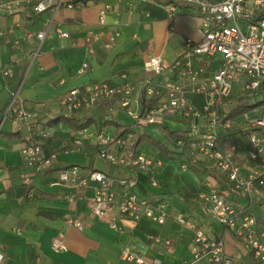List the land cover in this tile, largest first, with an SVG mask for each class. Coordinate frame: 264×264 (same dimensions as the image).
<instances>
[{"label":"crops","instance_id":"0c3cea01","mask_svg":"<svg viewBox=\"0 0 264 264\" xmlns=\"http://www.w3.org/2000/svg\"><path fill=\"white\" fill-rule=\"evenodd\" d=\"M0 0V252L2 264H137L122 259L126 248L138 253L143 264H209L208 257L196 258L193 251L194 229L178 223L175 217L194 221L211 239L226 238L227 252L244 263L238 241L223 226L208 218L205 205L198 198V189L206 182L214 188L227 189L239 208L251 209L264 220L263 197L249 200L242 189L233 188L227 177L213 166V162L196 151L190 157L170 131L186 134L188 124L180 118L166 119L161 124L134 127L124 110L109 114L107 104H101L75 117L82 121L92 119L86 129L70 127L65 122L48 123L66 112L62 99L77 86L108 81L117 86L126 82L144 81V64L151 56H161L173 63L182 55L188 39L197 41L202 36L201 18L192 8L182 7L172 14L165 8L168 0H52L44 12L29 9L34 0H11L13 10L1 7ZM77 1V2H75ZM106 9L104 22L101 11ZM46 31L43 40L39 31ZM59 30L70 33L69 38L59 35ZM118 33L113 48L106 46L111 33ZM98 33L101 40L89 46L86 36ZM92 49V51H91ZM89 63L85 73H79L83 62ZM197 65L204 64L205 75L210 76L221 66V57H195ZM10 70L9 74L5 72ZM176 78L171 74L159 75L156 81ZM19 92L23 106L37 113L33 123L16 125L14 113L5 117L13 93ZM196 105L204 96L190 93ZM261 111L263 109L261 108ZM116 123L123 125L117 127ZM53 125L56 131L48 137L41 130ZM135 134H150L166 142L171 155L167 156L157 146L142 141L134 146L137 156L150 159L155 165L148 169L114 165L99 153L98 131L126 137L124 130ZM18 132L19 134L13 136ZM80 138L81 144H77ZM27 139H37L46 155L56 153L55 168L40 173L35 179L33 194L22 179L25 171L21 147ZM120 153V149L112 146ZM123 146L121 149H126ZM241 154L246 148H241ZM191 154V153H190ZM204 159L205 163L198 160ZM192 159V160H191ZM191 160V161H190ZM183 161L190 162L183 168ZM79 165L83 173L102 171L116 179H137L134 191L166 205L165 224L147 219L115 217L119 229L111 222L98 219L89 208L95 196L93 187L76 190L75 201L66 186L54 185L63 166ZM254 163L243 165L242 174L254 171ZM153 179L156 184H153ZM117 198L116 204L119 203ZM81 220L84 229L72 222ZM260 226L264 228V221ZM61 238L66 246L56 251L52 243ZM171 241V245L166 244ZM139 264V263H138Z\"/></svg>","mask_w":264,"mask_h":264},{"label":"built area","instance_id":"2783aa9c","mask_svg":"<svg viewBox=\"0 0 264 264\" xmlns=\"http://www.w3.org/2000/svg\"><path fill=\"white\" fill-rule=\"evenodd\" d=\"M34 10L44 12L52 5V0H34ZM64 1L59 0L58 5ZM13 1L1 4L5 10H13ZM182 7H190L201 18L199 40L188 39L185 48L173 63H167L161 56L149 57L144 66L145 78L139 84L111 85L108 81L89 83L70 89L62 99L66 108L64 115L75 116L101 104H107L109 114L124 110L132 126L143 127L149 124H161L166 119L180 118L188 124V138H178L180 147L192 146L196 152L213 162V166L225 175L233 188L242 189L249 200L263 197L264 186V109L257 114L259 107L246 111L238 117L229 118L231 111L241 101L248 99L253 104L264 93V0H168L165 8L172 14ZM107 10L101 11L104 22ZM46 31L37 33L43 40ZM59 35L69 38L70 33L59 30ZM118 33L109 35L106 46L113 48L117 43ZM87 45L101 40L98 33L86 36ZM92 51V49H91ZM221 57V66L210 76L206 65H197L195 57ZM89 69V63L83 62L79 73ZM10 73V70L5 72ZM171 74L173 79L156 81L159 75ZM190 93L203 95L202 104L196 105L189 97ZM264 107V105H262ZM5 117L14 113L16 125L33 123L37 120L35 111L27 110L19 92L11 96L5 108ZM256 112L255 115L252 113ZM251 113V114H250ZM56 127L48 126L41 130V136L48 137L55 133ZM236 133L240 143H221L226 135ZM126 137L114 136L100 130L96 137L99 153L114 165L126 168L134 166L148 169L155 165L150 159L136 154L135 132L129 131ZM81 144L80 138L76 141ZM126 149H121L123 146ZM120 149L118 154L112 148ZM241 148L246 153L241 154ZM25 171L22 179L33 194L35 179L40 173L55 168L56 153L46 155L42 144L37 139H27L21 147ZM254 163V171L248 176L242 174V167ZM189 162L183 161V168ZM153 179V184H156ZM54 185L66 186L72 192L67 194L70 201L76 200L73 192L83 187H93L95 196L89 201V208L98 219L109 221L113 228L119 229L115 217H127L133 220L147 218L165 224L168 214L166 205L160 200L134 191L137 179L120 178L98 170L83 173L82 166H63ZM198 198L205 205L208 218L222 225L224 230L237 237L242 257H250L259 264H264V229L250 210L242 209L230 197L227 189L214 188L206 182L198 189ZM119 203L116 204L117 198ZM264 205V202H263ZM176 221L194 229V253L196 258L208 257L209 264H234V255L227 252L226 238L211 239L207 232L194 221L182 214ZM77 228L86 227L80 219L72 221ZM171 245L170 240L165 241ZM56 251H63L66 246L61 238L52 243ZM122 259L143 264V258L126 248ZM4 254L0 252V264Z\"/></svg>","mask_w":264,"mask_h":264},{"label":"trees","instance_id":"16d2710c","mask_svg":"<svg viewBox=\"0 0 264 264\" xmlns=\"http://www.w3.org/2000/svg\"><path fill=\"white\" fill-rule=\"evenodd\" d=\"M77 1H79V0H77ZM77 1H75V2H77ZM86 1H88V0H85V2ZM34 5H35L34 2L29 4V9L34 11ZM262 104H264V99H260L258 102H254L253 104H241L231 111L229 118L238 117L239 115L246 113V111H249V110L254 109L256 107H260V105H262ZM82 120L83 119L79 118V117L77 118L75 116H66L64 114H61V116H58L56 118L49 120L48 123L56 124V123H60L63 121L65 123L69 124L70 127L73 128L74 130H76V129L80 130V129H86L88 126H90V124L93 121L91 118L87 119L85 121H82ZM116 125H117L118 129L123 128V125H121L120 123H116ZM127 131H129L128 128H126V130H124L125 133ZM169 133L174 135L177 139L181 138V137L188 138V134H182L176 130L170 131ZM18 134L19 133L16 132V133L11 134V135L16 136ZM135 136H136L135 145L139 144L142 141H148L151 144H154L155 146H157L158 149H160L161 152H163L165 155H167V156L171 155V149L168 148L166 142L156 138L154 135L139 134L138 133V134H135ZM229 142L240 143V138L236 133H232L230 135H226L225 137H223L221 139V143H223V144L229 143ZM249 210L253 213V215H255L257 217L258 222L260 224V220H263L261 218V216H258L253 210H251V209H249ZM242 264H259V263L254 261L253 259H250V257H244V263H242Z\"/></svg>","mask_w":264,"mask_h":264},{"label":"rangeland","instance_id":"374dc122","mask_svg":"<svg viewBox=\"0 0 264 264\" xmlns=\"http://www.w3.org/2000/svg\"><path fill=\"white\" fill-rule=\"evenodd\" d=\"M260 99H264V93H262L261 94V96L257 99V100H254V102H258ZM248 101H250V100H248V99H245V100H243V101H241L239 104H248L249 102ZM262 105H264V104H262ZM262 105H260V107L258 108V110H257V114L258 113H260V111H261V108L262 109H264V107L262 106ZM251 114V113H250ZM253 115H255L256 114V112H253L252 113ZM185 149H186V151L189 153V155H190V157H195L197 154H193L194 152H195V150H194V148H192V146H190V145H186L185 147H184ZM191 153V154H190ZM197 158L199 157V155H197L196 156ZM200 158V157H199ZM202 158V157H201ZM192 160V159H191ZM190 160V161H191ZM199 162H202V163H205L206 161H204V159L202 158V159H200V160H198ZM189 164H190V162H189ZM234 264H242L241 263V260H237V262H235Z\"/></svg>","mask_w":264,"mask_h":264}]
</instances>
